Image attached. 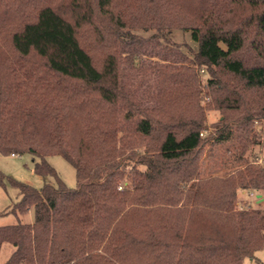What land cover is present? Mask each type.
<instances>
[{
  "label": "trees",
  "instance_id": "trees-1",
  "mask_svg": "<svg viewBox=\"0 0 264 264\" xmlns=\"http://www.w3.org/2000/svg\"><path fill=\"white\" fill-rule=\"evenodd\" d=\"M15 3L23 16L0 52V153L32 154L35 172L57 185L12 181L20 195L5 211L17 222L0 225V250L12 246L3 264L258 263L264 203L243 195L264 190V166L205 175L199 151L205 109L223 112L215 142L229 138L230 121L241 125L242 161L257 143L264 0H0V9ZM132 28L188 30L209 89L192 67L160 66L144 106L121 67ZM51 154L73 165L74 188ZM29 210L33 220L21 221Z\"/></svg>",
  "mask_w": 264,
  "mask_h": 264
},
{
  "label": "rangeland",
  "instance_id": "rangeland-1",
  "mask_svg": "<svg viewBox=\"0 0 264 264\" xmlns=\"http://www.w3.org/2000/svg\"><path fill=\"white\" fill-rule=\"evenodd\" d=\"M29 9V8H28ZM23 10L17 3L8 6L6 9H0V52L4 51L5 31L14 28V25L22 18ZM127 41H134L128 52H135V56L129 59L128 52L123 53L126 58L121 65L123 73H127V82L129 83L135 98L146 106L151 107L155 102V94L158 87V68L166 65H185L192 67L195 70L196 78L203 91L208 88L206 72L198 70V65L194 62L193 57L197 48V44L191 39L190 32L180 28H170L162 31L154 29L132 28L126 33ZM93 42V41H92ZM94 44L93 55L95 62L100 63V55L102 47L99 44ZM206 98V97H205ZM207 100V98H206ZM192 102L190 110L193 114ZM201 105H206V102H201ZM236 111L228 113L235 115ZM228 114V115H229ZM223 117V112L215 109H205V127L203 137L204 141L199 151V161L203 164V174H209L211 171H216L215 174L224 175L232 173L236 169L246 170L249 165L264 166V120L254 122L256 125L255 133L257 143L247 146L242 157L241 150L244 144L248 143L243 138L242 127L235 121H230L231 135L228 139L215 142L213 136L217 135L216 125L220 126V119ZM210 134L212 136H210ZM48 164L56 171L58 177L64 185L74 188L77 184L76 172L73 165L60 154H51L45 157ZM38 158L28 152L20 154H4L0 153V171L4 175V185L0 186V225L11 224L17 222V218L11 213H5L12 204L18 200L20 192L19 188L12 181L22 182L34 188H40L45 182L57 185V180L54 176H44L38 174L34 170L35 162ZM257 193L247 194L243 196L248 198L253 205L264 203V190ZM242 196V197H243ZM242 199V198H241ZM242 200H240L241 202ZM20 220L23 222H31L33 220L32 210L22 214ZM12 251V246L4 244L0 250V264H3L5 259ZM258 263L264 264V248L256 252ZM255 264V263H254Z\"/></svg>",
  "mask_w": 264,
  "mask_h": 264
},
{
  "label": "crops",
  "instance_id": "crops-1",
  "mask_svg": "<svg viewBox=\"0 0 264 264\" xmlns=\"http://www.w3.org/2000/svg\"><path fill=\"white\" fill-rule=\"evenodd\" d=\"M248 194H250V192H249ZM252 194H253V193H252ZM256 195H258V194H256Z\"/></svg>",
  "mask_w": 264,
  "mask_h": 264
},
{
  "label": "built area",
  "instance_id": "built-area-1",
  "mask_svg": "<svg viewBox=\"0 0 264 264\" xmlns=\"http://www.w3.org/2000/svg\"><path fill=\"white\" fill-rule=\"evenodd\" d=\"M202 134V133H201ZM252 195V193H250Z\"/></svg>",
  "mask_w": 264,
  "mask_h": 264
},
{
  "label": "water",
  "instance_id": "water-1",
  "mask_svg": "<svg viewBox=\"0 0 264 264\" xmlns=\"http://www.w3.org/2000/svg\"><path fill=\"white\" fill-rule=\"evenodd\" d=\"M257 196H260L259 194Z\"/></svg>",
  "mask_w": 264,
  "mask_h": 264
}]
</instances>
